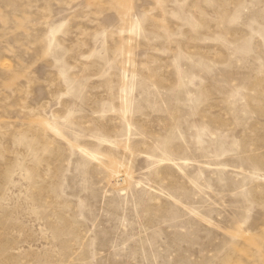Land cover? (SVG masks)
Returning a JSON list of instances; mask_svg holds the SVG:
<instances>
[{
	"label": "rangeland",
	"instance_id": "374dc122",
	"mask_svg": "<svg viewBox=\"0 0 264 264\" xmlns=\"http://www.w3.org/2000/svg\"><path fill=\"white\" fill-rule=\"evenodd\" d=\"M0 264H264V0H0Z\"/></svg>",
	"mask_w": 264,
	"mask_h": 264
}]
</instances>
